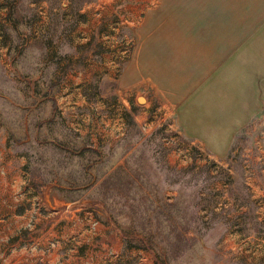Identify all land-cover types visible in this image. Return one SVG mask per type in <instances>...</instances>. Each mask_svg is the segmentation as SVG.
Here are the masks:
<instances>
[{"label":"rangeland","instance_id":"374dc122","mask_svg":"<svg viewBox=\"0 0 264 264\" xmlns=\"http://www.w3.org/2000/svg\"><path fill=\"white\" fill-rule=\"evenodd\" d=\"M157 2L0 0V264H264V101L220 157L122 82ZM236 17L256 66L264 0Z\"/></svg>","mask_w":264,"mask_h":264},{"label":"crops","instance_id":"0c3cea01","mask_svg":"<svg viewBox=\"0 0 264 264\" xmlns=\"http://www.w3.org/2000/svg\"><path fill=\"white\" fill-rule=\"evenodd\" d=\"M141 27L122 82L151 88L181 135L223 156L264 101V46L255 66L238 45L236 0H158Z\"/></svg>","mask_w":264,"mask_h":264},{"label":"built area","instance_id":"2783aa9c","mask_svg":"<svg viewBox=\"0 0 264 264\" xmlns=\"http://www.w3.org/2000/svg\"><path fill=\"white\" fill-rule=\"evenodd\" d=\"M30 226V224H28ZM88 231L93 235V236H100L101 233L103 232V225L102 224H99V221L96 220V219H91L89 224H88ZM58 242V241H57ZM57 242H51L50 243V246H47V251L51 250V248H54L55 247V243ZM24 249H26V246H23ZM32 248H35V246H33ZM43 249V248H42ZM107 254L109 256H118V253L117 252H114L113 250L111 249H108L107 250ZM93 261V256L92 255H88V258H87V262H92ZM110 262V260H108Z\"/></svg>","mask_w":264,"mask_h":264},{"label":"water","instance_id":"95a60500","mask_svg":"<svg viewBox=\"0 0 264 264\" xmlns=\"http://www.w3.org/2000/svg\"><path fill=\"white\" fill-rule=\"evenodd\" d=\"M137 100L139 101V102H143L144 100H146L143 96H138L137 97Z\"/></svg>","mask_w":264,"mask_h":264},{"label":"trees","instance_id":"16d2710c","mask_svg":"<svg viewBox=\"0 0 264 264\" xmlns=\"http://www.w3.org/2000/svg\"><path fill=\"white\" fill-rule=\"evenodd\" d=\"M156 264H159V263H156Z\"/></svg>","mask_w":264,"mask_h":264}]
</instances>
